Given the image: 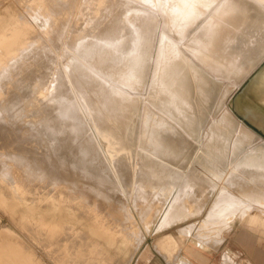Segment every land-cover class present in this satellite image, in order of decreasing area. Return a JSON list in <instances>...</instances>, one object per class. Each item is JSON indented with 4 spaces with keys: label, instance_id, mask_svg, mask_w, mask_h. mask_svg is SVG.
<instances>
[{
    "label": "bare ground",
    "instance_id": "obj_1",
    "mask_svg": "<svg viewBox=\"0 0 264 264\" xmlns=\"http://www.w3.org/2000/svg\"><path fill=\"white\" fill-rule=\"evenodd\" d=\"M104 1L107 5L105 11L109 12V15H104L106 17L101 21L84 20L81 28L72 33L73 37L70 35L67 38L69 47L76 50L73 52L76 58L64 54L66 56L65 67L73 72L74 87L82 103L81 107L96 108L90 113L91 120L98 124L96 129H89L84 118L82 124L76 125L79 123L76 120L79 111L74 108L79 103L73 100L74 97L69 94L59 76L53 77L54 84L55 82L58 84L56 86L53 83L50 85L49 81L44 82L43 75L46 69H52L55 66L51 53H46L41 61L37 57L24 61L20 59L16 61L14 73L17 72L16 76H19L20 82L24 81L22 84L24 89L28 90L41 85L43 95H40L41 99L38 98L42 101L40 104L44 106L49 99L56 96L58 102L54 108L57 111L51 108H48L50 111L41 112L29 110V107L35 104L25 102L22 106H27V109L19 110L20 115H17L13 108L20 106L21 95L19 94L20 98L16 102L17 97H12V94L8 102H3V106L9 105L8 110L6 112L4 110L9 119L3 121L9 124L28 125L27 129L25 128L27 132L24 139L27 141L25 144H32V147H25V150L22 148L21 151L17 148V151H14L12 147L11 151L7 149L6 144L0 143V158L5 156L3 152L7 150L8 157L15 155L17 160L23 164L27 163L30 158H34L32 163H42L34 170L40 168L43 175L60 181V187L55 189L50 184L39 181L41 189H38L41 190L43 197L53 198L57 193L58 198L69 201L71 205L93 204L91 206H95L99 202L98 199L111 202L114 197L110 198L111 195L105 191L115 194L121 192L120 196L129 199L131 203L136 206L138 203L141 204L139 208L134 206L137 211H147L149 215L139 213L141 218L153 220L158 213H161L165 220L171 211V214L175 213V216L181 217L176 218L181 221L200 214V210L205 207L213 193L214 182L211 180L217 175L227 173L226 182L239 188L240 196L228 191L219 199L216 198L215 205L211 207V212L206 219L208 226L203 225L201 228L209 231L219 229L222 223L228 221L227 216L236 207L243 212L240 214L233 212L231 218L234 220L242 218L252 205L257 206V210L259 208L264 211V172H258L264 171V143L251 146L247 153L240 155L246 146H250L252 134L237 124L230 108L227 109L225 106L227 97L237 91L235 98L237 99L245 90L246 84L244 86L241 84L239 87L224 86L226 93L223 92L224 96L214 105V110H210L209 100L213 80L211 81L210 77L202 72L203 70L195 68L193 66L195 63L191 65L188 62L190 58L187 60V56L182 53L179 45L201 23H206L210 15L225 0H141L147 8L137 6L128 0ZM255 1L264 6V0ZM85 6L86 0H83L82 9ZM62 22L60 33L54 41L60 47L63 45L62 42L66 41L64 40L65 35L62 37L63 32L66 29V32L70 33L69 28L75 24ZM197 39L202 44L207 41L205 33L198 34ZM188 48L218 67H227L224 61L205 53L197 45H189ZM262 61L264 58L247 76L255 71ZM259 71L260 93L252 99L253 101L251 100L257 103H252L257 114L249 110L256 121L264 118V66ZM47 86L49 91H46ZM17 90L21 94L24 91L22 88ZM53 93L54 95L51 96ZM195 96L196 99L193 98ZM43 99H46V103H43ZM29 121L34 124H30ZM206 122L208 125L203 128ZM7 135L5 134L2 139H5ZM32 148L33 155L31 154ZM103 148L108 151L107 155H103L105 153ZM184 154L197 157L195 160L199 163L195 165L197 167L193 165L187 172V177L181 181V184L183 182L182 190L184 186H189L188 193L194 197L197 209L193 204L186 206L190 198L188 196L186 198L183 194L178 195V199L175 197L171 203H167L169 192L175 183L168 165L181 167V163L178 162ZM108 156L110 160L106 159ZM150 156L161 158L160 161L166 164L154 163L149 158ZM239 156L242 158L236 159ZM221 166L228 168L226 173ZM13 172L14 174L18 172L25 174L27 178L33 179L32 176L24 173V167H15ZM149 189L159 191V194H151ZM88 192L92 193L95 198L90 199L87 196ZM34 194H36L35 191ZM121 198H116L119 211L114 217L117 220L122 218L124 221L132 222L134 220L133 210L131 211L133 207L130 209L128 202ZM90 215L94 216V219L103 217L97 211H90ZM85 222L87 223L86 220ZM131 228L138 232L135 226ZM53 229L55 227L51 232ZM107 229L109 230L108 227ZM52 234H55V231ZM129 234L132 238L131 232ZM132 234H134L133 231ZM67 239L69 237L65 241ZM70 239L73 240V238ZM55 245L58 246V244ZM44 250L47 249L44 248Z\"/></svg>",
    "mask_w": 264,
    "mask_h": 264
},
{
    "label": "rangeland",
    "instance_id": "obj_2",
    "mask_svg": "<svg viewBox=\"0 0 264 264\" xmlns=\"http://www.w3.org/2000/svg\"><path fill=\"white\" fill-rule=\"evenodd\" d=\"M128 1L133 2L137 6L147 8L141 0ZM82 2L83 0H0V111L3 112H0V143L6 144L8 147L7 149L11 150L13 147L12 150L17 151L18 149L19 151H21L23 149L25 150V147H32V144H25L27 141L24 138L25 133L27 132L26 126L28 125H17L16 123L9 124L8 122L3 121L4 119H9L8 114L4 113V110L5 112L8 110L9 105L7 106L6 104L5 106H3V102H8V98L12 94V97H17V99L15 98V101L17 102L21 95L20 106L13 108V110L15 109L17 115L19 114V110L27 109V106H22V104H24L25 102L35 104L34 106L29 107V110H39V112L50 111L48 108L54 110V105H56L58 102L57 97L55 96L53 97V99H49L47 104H44V108V106L41 105L42 103L40 104V102L42 101L39 100L41 99L40 95H43L41 85L40 87L35 86L36 88L33 87L29 88L28 90L24 89V85H22L24 81L22 80L20 82L19 76H16L17 72L14 73V66L17 60L21 59L24 61L30 58L37 57L38 60L41 61L43 60L45 54L48 52L51 53V59L55 63V66L52 69L45 68L46 72L43 75L44 82L47 83V81H49L48 83L50 85L52 83L54 84L53 77L59 76L60 79H62L64 85L67 87V91L69 92V94L74 97L73 100L77 101L80 104H77L74 108L75 110L77 109V111H79L76 118L79 123H77L76 125L82 124L84 118L89 129H96L98 124L91 120L90 115V113L96 110V108L90 106L84 108L81 107L82 103L78 98L77 92L75 91L74 87L72 78L73 72L69 69H66V56L64 54L70 57L74 56L76 58L75 54L73 53L76 52V50L73 47H69L67 38L70 35L73 37L74 34L72 33L81 28L84 20L101 21L106 17L104 15H109V12L105 11V9H107V5L104 0H86V6L84 9H82ZM230 4L231 7L229 6ZM62 21H64L65 23L72 22L75 24L71 28H69L70 33L66 32V29L63 32L62 37H64L65 35L64 40L66 41H63V45L62 47H60L54 41L57 39L55 37L60 33V24L63 23ZM210 25L212 28L210 27ZM202 33H205L207 37L206 43L203 44L197 39L198 34ZM179 45L182 53L187 56V60L190 58L188 62L191 65L195 63L193 65L195 68L199 69L200 71L203 70L202 72L208 75L211 81L213 80L210 91L211 98L209 100V107L211 108L210 110H214V105L224 96V86L234 85L236 87H239L241 84L242 86L246 84L245 90L237 99H235L237 96V91H234L230 94V96L227 97L225 102L226 108H230L229 110H231L230 112L233 114L234 119H236L237 124L241 127L246 128L252 134L250 146H246L240 155L247 153L250 150L251 146L264 143V118L256 121L252 117V114L249 112V110H251L254 114H257V111L253 106V104L257 103L252 102V99H255L256 96L260 93L261 87L258 86L261 84L260 78L258 77L260 68L264 66V61L261 62V64L255 71L247 76L248 73H250L253 68L260 62V60L264 58V6L260 5L255 0H225L223 4H221V6H219L215 10V12L210 15V17L206 20V23H201L193 32L189 33L185 40L183 42H180ZM189 45L199 46L204 50L205 53L224 61L227 67H218V65L212 63L210 60H207L202 55L190 51L188 48ZM255 75H257V77H254ZM252 78L254 80H252ZM54 85H58L57 82H55ZM18 88H22V90H24L22 91V94L17 90ZM47 89L48 86L46 87V91H49ZM56 93L59 94L58 92ZM52 95H54V93L51 94V96ZM36 97L37 99H35ZM29 98L31 99L29 100ZM193 98L196 99V96ZM43 103H46V99H43ZM55 111H57V109H55ZM29 120L31 119L29 118ZM207 122L209 123V120H207ZM207 122L204 124L203 128L207 127ZM30 124L34 123L30 122ZM4 127L6 128L2 129ZM5 134H8L7 137L5 139H2L4 138ZM189 142L192 143V141L190 140ZM104 150L105 153L103 155H107L108 151L106 149ZM3 154L5 156L0 158V216L2 218H13L14 220L62 219V226L59 228V231L55 232V234L58 236L54 238L55 241L59 240L62 245L71 246V244L73 245V243H79L81 245H90L91 243H93L94 245H99L98 243L101 242L106 246L108 245L107 252H90L91 254L93 253L92 255L89 252H87V254H79L80 252H77V257L81 258L82 260H95L97 258V260H102V263H105V261H107L108 264H112V262L117 258L119 259V261H121V259L123 258L125 264H134V261H136V258L139 257V255H141V258L145 256V254L149 251L150 246H156L158 247V250L159 247H164L165 245H167L170 249H176L178 248L179 244L177 243V245L172 237H165V234L167 233L165 229L167 228V226H170L174 223L183 222L192 217L198 216L194 215L188 218L185 217L186 219L179 221L181 217L175 216V213L171 214L170 211V214L167 218H165V220H163V214L161 213H158L153 220L151 218L144 219L139 216V213L148 214L147 211H137L136 208L141 207V204L138 203V206H136L135 204L131 203L129 199H126L122 195L120 196V194H122L121 192H116L115 194L110 191H105L111 195L110 198L114 197L113 200L111 202H107L105 200L97 198L99 200V202H97L98 204L95 203L97 206L95 204V206H91L93 204L82 206L71 205L69 201H65L64 199L61 200V198H58L59 196L57 195V193L55 194L56 196L53 194V198L49 197L45 199L40 190L41 183L39 181H44L50 184L54 187V189L60 187V181L54 177L52 178L51 176L43 175L40 168L34 170V168H37L38 165H42V163H32V159L34 158H30L27 163L23 164L17 160L15 155L12 157H8L7 150H5ZM31 154H34L33 148ZM154 157L155 156H153V158L151 156L149 157L154 161V163L166 164L163 161H160L161 158ZM181 158V161L178 163H181L180 166L182 168L178 166L173 167L168 165L170 175L174 177L175 183L174 187L169 192L167 203H171L175 197H177L178 199V195L183 194L186 198L187 196L190 198L189 200H187L186 206H188V204L189 206L190 204H193V206L195 205L194 208L197 209L194 197L188 193L189 186H184V189L182 190L181 187L183 182L181 184V181H183L187 177V172L193 167V165L194 167H197L195 165H199V163L197 162V160H195L197 157H190L184 154ZM241 158L242 157L239 156L236 159ZM106 159L110 160V157L108 156L106 157ZM184 160L188 161L185 162ZM109 163L111 162L109 161ZM168 163L172 164L171 162ZM215 163L219 164L218 162ZM15 167H24V173L32 176L33 179L27 178L25 174L23 175L19 172L14 174L13 168ZM221 167H223L222 169L226 173L228 168L225 167V169L224 166ZM258 172L264 171L260 170ZM201 175L204 177L203 174ZM227 177L228 174L226 173L223 175H217L213 177V180H211L214 182V189L210 199L208 200V203L204 207L206 208L208 206L209 210L207 211L205 219L202 222V226L206 222L205 220L207 219V214L211 212V207L215 205L216 198L219 199V197L221 196L220 194H225L229 191L230 193H234L235 195L240 196L238 194L239 188H236L234 185L228 184L226 182ZM38 183L40 184L38 185ZM149 190L151 191V194H159V191H153V189ZM34 191L36 194H34ZM184 193L187 195H185ZM87 196L90 199L95 198L94 195L89 192ZM115 196L117 199L122 197L121 199L126 200L130 209L133 207V209H131V211L133 210L132 213L134 215V220L132 222L124 221V219L122 220V218H119L121 219L119 221V219L117 220V218L114 217L119 211L118 205H116L117 199L115 198ZM113 201L114 203H112ZM110 205L111 207H113L112 209ZM201 205L202 204L200 202V207ZM134 206L136 208H134ZM94 207H96V209ZM254 207L252 205L251 208L247 210V213L242 218L235 219L234 223L236 224V228L251 230L254 233H259L261 237L264 238V211H261L259 208L257 210V206L255 205ZM204 208L202 210L199 209V215L204 214ZM90 211L100 212L103 217L101 219H94V216L90 215ZM233 212L240 214L243 211L238 207L233 208V211L228 215V222H230ZM105 217L109 219H106ZM84 218L87 223L85 222ZM69 220H75L76 222H70ZM121 221H123V223ZM155 223L158 224L155 226ZM132 226H135V228L138 229V232L134 231L131 228ZM107 227L110 231L107 229ZM192 228L193 225H189L188 227L184 228L182 230L183 236L185 234L189 235ZM113 229L115 230L113 231ZM124 230H126V232L122 233V231ZM132 231L134 234H132ZM130 232L133 239L130 237ZM78 234L80 235V237ZM59 236L61 237L60 239ZM66 236H68L69 239L73 238L75 242L72 239H67L65 241V239L68 238ZM128 237H130V239ZM80 238H82V241L80 240ZM84 238L88 239L86 240ZM126 238L128 240H126ZM95 240H99L100 242L97 243L95 242ZM112 241L113 243H111ZM122 246L124 248V251L121 252V249H119V253L117 254V247L121 248ZM85 255L87 257H85Z\"/></svg>",
    "mask_w": 264,
    "mask_h": 264
},
{
    "label": "crops",
    "instance_id": "obj_3",
    "mask_svg": "<svg viewBox=\"0 0 264 264\" xmlns=\"http://www.w3.org/2000/svg\"><path fill=\"white\" fill-rule=\"evenodd\" d=\"M208 210L209 207L207 206L204 208L203 215L192 217L183 221L184 223L178 222L167 226L165 237H172L175 243L179 244V249H170L165 245L164 247H159L158 250V247L150 246L145 256L141 258V255H139L134 264H264V238L259 233L236 228L234 218L230 219V222L233 221L232 223L228 221L222 223L223 225L215 231L201 228ZM228 218L227 216L226 220ZM157 224L155 223V226ZM189 225H193L190 234L183 236L182 230ZM204 225L208 226L206 222ZM61 226V220L59 219L14 220L13 218H2L0 216V264H108L106 263L107 261L102 263V260H97V258L95 260H87L85 258V260H82L76 255L77 252H80L79 254L95 251L101 253L105 252V250L107 252L108 247L102 242L98 243L100 242L99 240L95 241L99 246L93 243L90 245L75 243L76 245L63 246L60 241H55L54 238L58 235L52 233L59 231L58 228ZM54 227L55 229L51 232ZM55 244H58V246ZM48 246H51L50 249H48ZM44 248L47 250L45 251ZM118 248L117 254L119 253ZM120 249L123 252V246ZM83 250L84 252H82ZM61 252L62 254H60ZM63 253L66 254L64 255ZM119 263L125 264L124 259L122 258L121 261L116 259L112 262V264Z\"/></svg>",
    "mask_w": 264,
    "mask_h": 264
}]
</instances>
